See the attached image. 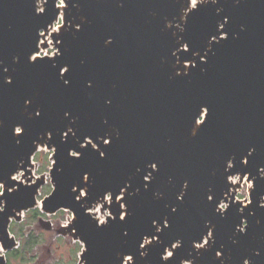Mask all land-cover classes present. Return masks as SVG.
Listing matches in <instances>:
<instances>
[{"label": "water", "instance_id": "1", "mask_svg": "<svg viewBox=\"0 0 264 264\" xmlns=\"http://www.w3.org/2000/svg\"><path fill=\"white\" fill-rule=\"evenodd\" d=\"M0 189L2 251L39 208L83 264H264V0H0Z\"/></svg>", "mask_w": 264, "mask_h": 264}, {"label": "flooded vegetation", "instance_id": "2", "mask_svg": "<svg viewBox=\"0 0 264 264\" xmlns=\"http://www.w3.org/2000/svg\"><path fill=\"white\" fill-rule=\"evenodd\" d=\"M9 233L14 246L0 250L2 264H83V244L71 227H9Z\"/></svg>", "mask_w": 264, "mask_h": 264}, {"label": "rangeland", "instance_id": "3", "mask_svg": "<svg viewBox=\"0 0 264 264\" xmlns=\"http://www.w3.org/2000/svg\"><path fill=\"white\" fill-rule=\"evenodd\" d=\"M197 3V2H196ZM61 24V20L55 25V31H58V27ZM49 32L45 36V42L48 44V48L43 50L39 55L43 56H52L56 52V48L53 46V42L51 39V33ZM51 152H48L46 149H40L37 154L34 156L32 160V168L29 169L30 177L32 178H39L41 176L45 177V184L39 190V196L37 197L38 201L46 197L50 194L52 190V186L49 180V169L51 167V160H50ZM23 172L17 175L16 181H24ZM230 182L237 184L239 182L238 177H234L230 179ZM253 189L252 182H247L246 179L242 181L240 187L235 191V199L237 201H241L243 204L245 201H248L249 191ZM1 192V189H0ZM221 209H224L226 206L222 204ZM33 213V214H32ZM35 213V214H34ZM94 213L96 217L101 221H105V217L108 215V211L105 213H101V206L98 207ZM72 219L71 213L67 211H60L53 216H44V214L40 211L39 208L35 210H31L27 213H24L22 221L19 223L13 222L10 227H41L39 224L40 220L49 221L51 223V227H65L70 220Z\"/></svg>", "mask_w": 264, "mask_h": 264}, {"label": "snow or ice", "instance_id": "4", "mask_svg": "<svg viewBox=\"0 0 264 264\" xmlns=\"http://www.w3.org/2000/svg\"><path fill=\"white\" fill-rule=\"evenodd\" d=\"M196 2H197V0H192V3L193 4H196ZM33 59H35V57ZM37 115H39V113H37ZM19 132H20V129H17V133H19ZM65 134H67V133H65ZM105 143H109V141L107 139H105ZM74 155H77V154L74 153ZM125 215H127V214L126 213L125 214H121L120 219H124L125 218ZM101 223H103V221H101ZM205 243H207V241H205Z\"/></svg>", "mask_w": 264, "mask_h": 264}, {"label": "built area", "instance_id": "5", "mask_svg": "<svg viewBox=\"0 0 264 264\" xmlns=\"http://www.w3.org/2000/svg\"><path fill=\"white\" fill-rule=\"evenodd\" d=\"M56 25V24H55ZM17 175L14 177L16 179Z\"/></svg>", "mask_w": 264, "mask_h": 264}, {"label": "bare ground", "instance_id": "6", "mask_svg": "<svg viewBox=\"0 0 264 264\" xmlns=\"http://www.w3.org/2000/svg\"><path fill=\"white\" fill-rule=\"evenodd\" d=\"M102 221V220H101ZM170 255V254H169Z\"/></svg>", "mask_w": 264, "mask_h": 264}, {"label": "trees", "instance_id": "7", "mask_svg": "<svg viewBox=\"0 0 264 264\" xmlns=\"http://www.w3.org/2000/svg\"><path fill=\"white\" fill-rule=\"evenodd\" d=\"M33 214V213H32ZM35 214V213H34Z\"/></svg>", "mask_w": 264, "mask_h": 264}]
</instances>
